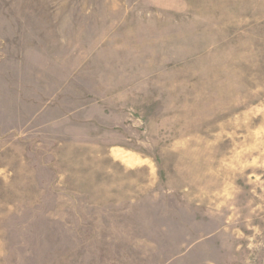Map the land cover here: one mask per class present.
Listing matches in <instances>:
<instances>
[{"label": "rangeland", "instance_id": "1", "mask_svg": "<svg viewBox=\"0 0 264 264\" xmlns=\"http://www.w3.org/2000/svg\"><path fill=\"white\" fill-rule=\"evenodd\" d=\"M263 72L264 0H0V264H264Z\"/></svg>", "mask_w": 264, "mask_h": 264}, {"label": "bare ground", "instance_id": "2", "mask_svg": "<svg viewBox=\"0 0 264 264\" xmlns=\"http://www.w3.org/2000/svg\"><path fill=\"white\" fill-rule=\"evenodd\" d=\"M263 73H264V72H263ZM253 75H254V74H253ZM250 97H251V96H250ZM253 98H255V97H253ZM251 100H252V99H251ZM250 102H253V100L250 101ZM246 103H247V102H246ZM246 103H245V104H246ZM247 104H248V103H247ZM233 107H237V106H233ZM230 110H231V109H230ZM219 111H220V110H219ZM220 113H221V111H220ZM228 113H229V112H228ZM228 113H227V114H228ZM230 113H231V112H230ZM253 121H254V120H253ZM249 151H250V150H249ZM258 151H259V150H258ZM248 154H249V153H248ZM250 154H251V153H250ZM252 154H253V153H252ZM247 157H248V156H247Z\"/></svg>", "mask_w": 264, "mask_h": 264}]
</instances>
